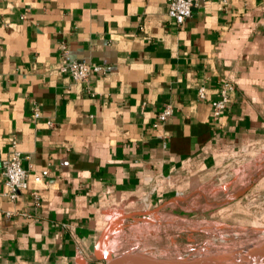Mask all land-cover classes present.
I'll use <instances>...</instances> for the list:
<instances>
[{
    "label": "crops",
    "instance_id": "0c3cea01",
    "mask_svg": "<svg viewBox=\"0 0 264 264\" xmlns=\"http://www.w3.org/2000/svg\"><path fill=\"white\" fill-rule=\"evenodd\" d=\"M74 60L110 70L78 83ZM12 141L31 167L0 196V264H103L108 223L153 210L264 231V0L200 1L180 25L167 0H0V164Z\"/></svg>",
    "mask_w": 264,
    "mask_h": 264
},
{
    "label": "rangeland",
    "instance_id": "374dc122",
    "mask_svg": "<svg viewBox=\"0 0 264 264\" xmlns=\"http://www.w3.org/2000/svg\"><path fill=\"white\" fill-rule=\"evenodd\" d=\"M181 224L205 227L215 223L179 219L156 213L136 216L120 224V228L115 231L113 254L134 252L156 259L195 260L205 253L230 251L246 240V237L240 235L236 229L219 224L218 230L211 233L199 230L186 231L180 227ZM258 233L250 241L255 240Z\"/></svg>",
    "mask_w": 264,
    "mask_h": 264
},
{
    "label": "built area",
    "instance_id": "2783aa9c",
    "mask_svg": "<svg viewBox=\"0 0 264 264\" xmlns=\"http://www.w3.org/2000/svg\"><path fill=\"white\" fill-rule=\"evenodd\" d=\"M200 1L209 0H167V16L177 25L182 24L191 16L192 9ZM110 70L109 67L94 65L85 61L74 60L60 68L61 73H66L78 83H85L92 74H106ZM233 90L232 85L223 82L214 99L210 101L211 118L216 121L226 111L229 93ZM199 99H205V89L200 87L197 91ZM172 107L165 105L157 114L156 122L153 128H157L164 123L172 115ZM38 118L35 112L32 116ZM11 155L0 164V175L3 178L4 192L0 195L9 203H15L22 191L28 188V178L30 174L29 156L21 153L16 149V143L11 142ZM26 164L27 166H25ZM48 177V170L42 171L39 175L34 176V183H39ZM32 197L38 205V197L36 192H32ZM6 216L14 215L13 212H6Z\"/></svg>",
    "mask_w": 264,
    "mask_h": 264
},
{
    "label": "bare ground",
    "instance_id": "6f19581e",
    "mask_svg": "<svg viewBox=\"0 0 264 264\" xmlns=\"http://www.w3.org/2000/svg\"><path fill=\"white\" fill-rule=\"evenodd\" d=\"M180 227L186 231L199 230L211 233V231L213 232L218 230L220 226L218 224H208L205 227H189L181 224ZM236 230L240 235L246 237V240L241 242L239 246H234L230 251L223 253H205L201 258H197L195 260L199 261V264H264V231H256L252 229ZM257 233V238H255L253 241H250V239ZM183 264L192 263L186 262Z\"/></svg>",
    "mask_w": 264,
    "mask_h": 264
},
{
    "label": "water",
    "instance_id": "95a60500",
    "mask_svg": "<svg viewBox=\"0 0 264 264\" xmlns=\"http://www.w3.org/2000/svg\"><path fill=\"white\" fill-rule=\"evenodd\" d=\"M156 210L149 211L143 214H127V215H120L112 219L108 226L102 231L100 239L98 240L96 247H95V257L102 261L103 264H183L186 262H190L192 264H199V261L196 260H184V259H156L150 256H146L140 253L134 252H124L118 255L109 253L108 251H104L101 248V243L103 238L109 232L110 226L113 222L117 220L127 219L133 216H147L155 213Z\"/></svg>",
    "mask_w": 264,
    "mask_h": 264
}]
</instances>
